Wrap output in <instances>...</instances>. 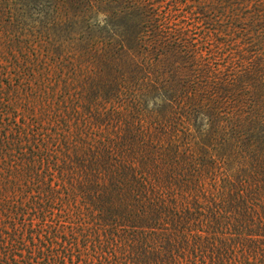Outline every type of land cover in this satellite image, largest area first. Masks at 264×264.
<instances>
[{
  "label": "trees",
  "instance_id": "16d2710c",
  "mask_svg": "<svg viewBox=\"0 0 264 264\" xmlns=\"http://www.w3.org/2000/svg\"><path fill=\"white\" fill-rule=\"evenodd\" d=\"M0 264H264V0H0Z\"/></svg>",
  "mask_w": 264,
  "mask_h": 264
},
{
  "label": "rangeland",
  "instance_id": "374dc122",
  "mask_svg": "<svg viewBox=\"0 0 264 264\" xmlns=\"http://www.w3.org/2000/svg\"><path fill=\"white\" fill-rule=\"evenodd\" d=\"M41 1L45 4L51 0ZM81 17L74 18L70 14L59 16L57 12L48 11L47 7L44 11L35 8L23 17L20 24L11 28V42L6 38V46L24 50L32 48L55 50L64 58L69 56L68 51L77 50L82 53L85 48H92L91 38L99 36V33L95 32L94 28L93 31L88 28L97 20L88 21ZM67 71V69L59 71L61 81L66 80Z\"/></svg>",
  "mask_w": 264,
  "mask_h": 264
}]
</instances>
